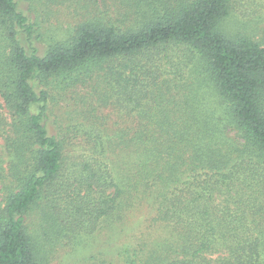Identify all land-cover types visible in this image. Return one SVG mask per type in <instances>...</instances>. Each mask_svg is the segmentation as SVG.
<instances>
[{"label":"trees","instance_id":"1","mask_svg":"<svg viewBox=\"0 0 264 264\" xmlns=\"http://www.w3.org/2000/svg\"><path fill=\"white\" fill-rule=\"evenodd\" d=\"M69 1L0 0V264L104 224L122 240L71 264H264V39L230 29L236 1L76 0L41 51L39 9ZM67 98L93 157L49 128Z\"/></svg>","mask_w":264,"mask_h":264},{"label":"rangeland","instance_id":"2","mask_svg":"<svg viewBox=\"0 0 264 264\" xmlns=\"http://www.w3.org/2000/svg\"><path fill=\"white\" fill-rule=\"evenodd\" d=\"M235 1L236 17L239 20L237 19V23H234V20L232 19L233 22H231V25H228L230 29H241L250 34V36L255 40L261 41L264 39V0ZM27 7V3H25L24 8L26 10ZM77 8H79V5L76 4V0H71L69 2H65L64 5H53L50 11L49 8H47L45 12H42L41 9H39V25L41 27L40 32L42 33L43 42L41 44L35 41V45L38 46L41 51L44 47V43L47 44L56 42L58 39L66 37L69 31L72 33L74 25L80 19V16H78L75 12ZM26 13L31 17H35L31 10H27ZM69 96L73 97L75 96V93L71 92L69 93ZM70 104L71 98H67L66 100L60 99L58 101V104L56 105L57 107L53 108L49 128L53 133H57V128H62L63 132L60 135L66 139L67 151L73 161H77V157L79 159L93 157L92 152L89 151L88 146L85 143L84 138L87 137L85 133H82L83 127H80L81 122H77L80 120L74 119L71 121L70 119H65L66 117H70L68 114ZM100 112L103 115L108 116L110 123H112V121L122 120L120 116L123 112L114 108L112 105L101 107ZM113 132L114 131L112 130V133ZM2 142V139H0V143ZM148 211L149 210L146 207L135 211L131 217V223L128 230H130L131 227L141 225V223L143 226L145 218L148 215ZM120 240H122L121 237L116 240L112 226L104 224L103 229L97 230L87 237H83L80 244L67 248L66 251L61 252V255L54 262V264H71L74 261L79 260L78 258H82L91 252L96 250L104 251L107 247H113L114 241L118 242Z\"/></svg>","mask_w":264,"mask_h":264}]
</instances>
